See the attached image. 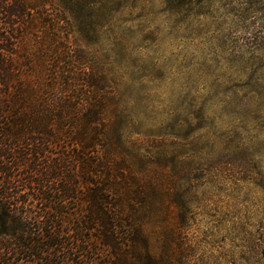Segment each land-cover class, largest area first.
<instances>
[{
	"label": "rangeland",
	"instance_id": "obj_1",
	"mask_svg": "<svg viewBox=\"0 0 264 264\" xmlns=\"http://www.w3.org/2000/svg\"><path fill=\"white\" fill-rule=\"evenodd\" d=\"M73 1L70 38L103 76L120 134L111 188L135 238L114 264H264V0ZM74 180L80 197L89 179Z\"/></svg>",
	"mask_w": 264,
	"mask_h": 264
},
{
	"label": "trees",
	"instance_id": "obj_2",
	"mask_svg": "<svg viewBox=\"0 0 264 264\" xmlns=\"http://www.w3.org/2000/svg\"><path fill=\"white\" fill-rule=\"evenodd\" d=\"M49 5L55 14L46 12ZM75 7L73 0H0V264L21 257L51 264L56 255L60 264H82L89 251L91 264L103 255L114 264L131 255L135 235L124 228L111 188L120 134L105 108L103 76L88 48L70 38L65 10ZM30 35L41 53L36 63L27 51ZM79 79L83 85L72 89ZM50 144L79 149L56 154ZM76 163L77 177L89 179L80 197ZM27 188L31 198L21 192Z\"/></svg>",
	"mask_w": 264,
	"mask_h": 264
}]
</instances>
